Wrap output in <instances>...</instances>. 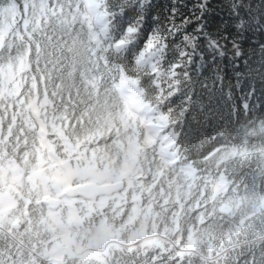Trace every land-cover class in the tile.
Here are the masks:
<instances>
[{
    "label": "snow or ice",
    "instance_id": "6c2138e0",
    "mask_svg": "<svg viewBox=\"0 0 264 264\" xmlns=\"http://www.w3.org/2000/svg\"><path fill=\"white\" fill-rule=\"evenodd\" d=\"M248 116H264V0H0V165L62 155L69 184L95 175L105 133L190 150L206 121L223 141Z\"/></svg>",
    "mask_w": 264,
    "mask_h": 264
},
{
    "label": "trees",
    "instance_id": "16d2710c",
    "mask_svg": "<svg viewBox=\"0 0 264 264\" xmlns=\"http://www.w3.org/2000/svg\"><path fill=\"white\" fill-rule=\"evenodd\" d=\"M154 3L167 10L168 0ZM246 47L251 58V44ZM255 71H261L259 59ZM217 122H205L204 139L190 150L174 140L172 157L163 152L164 139L156 133L145 131L119 147L105 133L96 169L122 176L125 187L101 206L76 198L79 223L66 224L72 215L64 204L51 212L42 202L45 196H61V174L53 168L62 155L43 162L23 152L19 159L8 156L0 165V264H39L37 257L50 253L63 227L80 236L93 234L103 222L123 237L155 228L179 240L157 246H142L139 240L113 248L103 261L62 253L57 264H264V116L234 120L222 129L223 141L212 128ZM221 177L226 187L214 193ZM133 196L140 200L133 202ZM13 222L20 227L12 228Z\"/></svg>",
    "mask_w": 264,
    "mask_h": 264
},
{
    "label": "rangeland",
    "instance_id": "374dc122",
    "mask_svg": "<svg viewBox=\"0 0 264 264\" xmlns=\"http://www.w3.org/2000/svg\"><path fill=\"white\" fill-rule=\"evenodd\" d=\"M156 135L164 139L165 147L163 149V152L166 155L172 157L173 150H170L169 148L172 146V143L174 142L175 138H171L168 134L156 133ZM58 160L59 159H57L56 161ZM120 177L122 176H114L112 175V173H110L107 170L96 169L94 176L82 180L103 183V182L114 181L115 179ZM75 178L80 179L79 177H75ZM71 183L65 184L64 177L61 175V186L63 185L62 191L64 188L68 187V185H70ZM225 187H226L225 181L221 177L219 182L215 185L214 193H216L219 189H225ZM107 199H108L107 196L101 197L96 201V204L98 206H101L107 201ZM75 201H76L75 198H66L64 200V205L66 206L69 213L72 214V216L76 219L75 206H74ZM149 232L150 234L147 235L146 230H142L140 232H134L127 237H123L122 235L119 234L117 227L110 225L106 222H103L94 231L93 234H83V235L81 234L80 236H74V235H69L66 232H63L62 234H60L57 240V246L55 250L57 251L58 247H62L65 249V251L71 254H82L85 257H92L99 261H103L110 247L118 248L120 246H130L139 240H142L141 242L142 246H157L163 240H167L168 243L170 244H175V242L177 243L179 240L178 237L173 238L169 234L167 229L157 231L156 229L153 228ZM193 243H194V239L192 237H189L188 247H191ZM108 245L110 247L106 249ZM56 257L57 258L59 257V253L56 254ZM39 262L42 263V260L39 259Z\"/></svg>",
    "mask_w": 264,
    "mask_h": 264
},
{
    "label": "water",
    "instance_id": "95a60500",
    "mask_svg": "<svg viewBox=\"0 0 264 264\" xmlns=\"http://www.w3.org/2000/svg\"><path fill=\"white\" fill-rule=\"evenodd\" d=\"M123 185L124 181L120 178L101 184L91 181L69 187L66 190V194L79 196L86 200L94 201L97 196H108L114 192L120 191L123 188ZM139 200V197L132 198L133 202H138ZM43 203H45L50 210H54L59 206L60 200L56 198L45 197L43 198ZM13 227L19 228V226L15 225H13Z\"/></svg>",
    "mask_w": 264,
    "mask_h": 264
},
{
    "label": "clouds",
    "instance_id": "9594fccd",
    "mask_svg": "<svg viewBox=\"0 0 264 264\" xmlns=\"http://www.w3.org/2000/svg\"><path fill=\"white\" fill-rule=\"evenodd\" d=\"M44 262H46V259H45V261Z\"/></svg>",
    "mask_w": 264,
    "mask_h": 264
}]
</instances>
